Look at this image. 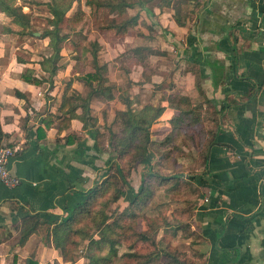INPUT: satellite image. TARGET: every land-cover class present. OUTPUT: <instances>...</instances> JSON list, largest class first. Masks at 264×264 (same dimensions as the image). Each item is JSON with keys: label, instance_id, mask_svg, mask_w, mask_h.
<instances>
[{"label": "crops", "instance_id": "0c3cea01", "mask_svg": "<svg viewBox=\"0 0 264 264\" xmlns=\"http://www.w3.org/2000/svg\"><path fill=\"white\" fill-rule=\"evenodd\" d=\"M24 1L16 0L30 17L24 34L0 12L1 144L13 148L8 167L20 179L14 189L0 183V264H26L27 258L67 264L36 234L22 246L12 243L15 228L32 210L47 220L65 217L66 207L83 200L78 193L104 180L113 157L108 128L115 112L124 111L128 101L152 100L159 90L165 108L151 126L153 144L171 131L169 120L178 115L168 105L171 95L187 97L197 107L201 120L194 130L215 134L207 166L191 183L198 194L189 203L194 214L188 217L189 231L174 237L181 239L180 251L189 262L196 254L200 264H264V0H201L192 23L177 22L174 8L159 10L135 0L126 13L138 16V27L123 36L110 26L119 22L115 14L83 0L85 19L71 30L67 19L74 0L58 26L66 40L52 74L41 66L51 53L48 40L40 39L50 28L49 0ZM101 13L109 20L97 17ZM78 40L90 50L97 45L112 99L93 93L95 83L82 81L91 69L81 71L73 51ZM139 55L147 56L146 67ZM86 57L90 63V54ZM83 108L94 128L84 129L78 119ZM187 171L183 180L189 182ZM131 197L125 192L122 202Z\"/></svg>", "mask_w": 264, "mask_h": 264}, {"label": "trees", "instance_id": "16d2710c", "mask_svg": "<svg viewBox=\"0 0 264 264\" xmlns=\"http://www.w3.org/2000/svg\"><path fill=\"white\" fill-rule=\"evenodd\" d=\"M73 1L49 0L46 3L51 15V18L48 19L50 28L45 29L41 33L40 39L48 40V47L50 48L48 51L51 53L50 57L48 56L41 61V66L42 69H47L50 74L54 72L53 69L59 57L61 44L66 40L65 36H59L58 26L70 11L74 3ZM184 2L197 3L198 7L200 0H157L155 7L159 10L174 8ZM84 3L89 6H95L97 9H107L112 14H115L119 18V22L117 24H110V26L117 29V36H123L131 31L135 32V28L138 27V16L130 18L126 13V9L132 8L136 4L135 0H85ZM0 12L9 17L11 23L22 29L21 34H24L25 28L31 27L29 15L21 11V7L16 5V0H0ZM84 19L85 13L82 11L78 0L67 19V25L71 30H75L83 23ZM175 20L180 22L177 17H175ZM73 51L81 61V71L84 72L88 65L91 69L89 73L81 77L82 81L88 85L95 83L96 87L92 89L93 93L99 92L105 95L104 97L112 99L113 96L108 86V79L105 77L108 73V67L105 64L99 63L97 45L92 43V49L90 50L83 46L81 40H78L74 44ZM87 53L91 56L90 63L87 62ZM138 58L146 67L147 56L139 55ZM79 100L80 98L76 97V101ZM66 101L70 100L67 99ZM163 101L161 100L156 104L147 101L141 103L138 100L128 101L124 111H116L114 119L108 128V142L115 156L106 164L108 169L107 177L100 183L95 182L93 187L87 191L78 193L84 197L83 200L72 208L66 207V216L63 218L57 217L53 220H47L43 219L39 213L33 210L30 211L31 213L29 212L25 215L21 219L20 224L15 228L17 234L11 239V242L22 246L31 235L36 234L43 245H47L49 242L52 243L62 263L71 262L76 247L79 243L86 242L91 251L89 260L91 264L98 261L99 264H109L111 255L98 258L94 251L97 248L108 245L113 254L115 242L109 238V233L114 230V226L117 228L124 227L118 224V222L116 224V221L112 222V225L109 224L110 209L112 206L120 205L125 192H129L132 195L127 203L128 207L137 206L147 195L150 197L153 194L150 189L151 178L160 179L161 184L159 183V186L163 185L164 182H173L174 184L171 186V189L181 191L180 204L185 202L186 206L185 208L181 207L179 216L174 215V223L178 225L175 229L180 230V235L184 236L185 232L189 231L188 217L194 215L189 203L192 202L191 197L195 201L198 194V189H192L191 183L197 177L195 171L207 166L209 149L213 144L215 134L213 130L197 131L193 129L201 119L197 107L193 106L190 99L177 95L169 96L167 99L168 105L175 108L178 111V115L173 116L169 120L171 131L163 138L158 139L157 143L164 147L170 146L175 142L178 134L183 133L198 154L194 161L197 164L196 169H188L186 173L189 182L183 180V173H172L166 176L158 174L154 171V165L148 158L147 153L149 147L154 145L151 140L150 129L152 124L155 123L164 111L165 106L162 103ZM134 103L138 107L133 106ZM82 110L83 114L78 119L83 123L84 129H87V125H90V128H94L95 120L87 114V111L84 112V108ZM95 131V141L100 143V133L97 130ZM1 137L2 131L0 126V147L4 146L13 149L9 145L1 144ZM97 146L100 147V144H97ZM174 148L176 147L172 146L171 151L169 149L160 155L167 159L173 154ZM132 164L141 166L140 183L136 191L129 186L127 181L130 169L133 166ZM203 184L204 182H201V185ZM128 207L124 208L123 213L126 212ZM90 230H95L98 238L88 235ZM151 237H154V235L151 234ZM147 240L148 237L141 234L137 239V243L138 241L146 242ZM154 245H152L153 250ZM166 247L167 249H172V246L168 242L166 243ZM132 258L134 259L132 264H153L155 262H160V264H200L198 263L199 260L196 254L194 261L189 262L185 253L176 251H173L171 255L162 256L160 259L157 257V252L152 250L150 253L144 255L140 253L133 254ZM26 264L38 263L33 258H27ZM50 264L59 263L53 262Z\"/></svg>", "mask_w": 264, "mask_h": 264}, {"label": "rangeland", "instance_id": "374dc122", "mask_svg": "<svg viewBox=\"0 0 264 264\" xmlns=\"http://www.w3.org/2000/svg\"><path fill=\"white\" fill-rule=\"evenodd\" d=\"M143 1L146 5L152 7L155 6L157 0H154L152 2L150 0ZM23 2L25 1L20 0V3ZM200 2L198 3V5L200 4ZM39 5L43 9L45 8V5L41 2L38 4V6ZM196 8H198L197 3L194 2H184L174 7L175 14L178 16V18H180V20L183 19L184 22L188 20L190 23L194 21L193 13L196 12ZM97 17L102 20L105 18L109 20L107 15H105L104 13H101ZM42 23H44V26L46 25L45 21ZM97 27L100 28L101 26ZM38 28L41 29L43 27L39 26ZM81 39L86 40L87 37L81 35ZM161 94V90H159L158 96L156 98H152V100L147 99L145 101H150L152 102V104H156L157 102H160L164 99L165 95L162 94V96H160ZM172 146L176 147L174 148L173 154L167 159L163 158L160 154H162L163 152H167V150L169 149L171 151ZM109 147L112 150L111 146ZM195 153L196 152L193 150V146H191V144L185 143L184 140L182 141L181 135L179 134L176 137L175 142L170 146L164 147L160 146L157 143L150 146L147 156L154 165V171H156L158 174L166 176L172 173H183L188 169H196L197 163H193L192 161L195 156L197 157ZM111 154H113L112 158H114V151H110V155ZM132 165L133 166L130 169L127 181L131 188L137 189L140 183L141 166L136 164ZM151 179L150 189L152 190L153 194L150 197L149 195L145 197L143 196V200H141L137 206L135 205L128 207L127 203L129 200H126V203L121 202L120 205L111 207L109 224L112 225L116 221V224L118 222V224L124 227L117 228L114 226V230L109 233V238H111V240L115 242L114 253L112 254V251H110L108 245H104L102 246V248H97L94 251V253L97 254L96 256H98V258L102 256L108 257L111 255L112 257L109 264H132L134 262L132 255L137 253L144 255L150 253L151 250L156 251L157 257H159L160 259L162 256L171 255L173 251L179 253L182 252L180 251V248H182L181 239L174 238L176 235H180V230L175 229V227H178V225L174 223V215L179 216L181 210V204L179 200L181 191L171 189V186L174 184L173 182H164L163 185L159 186V183L161 184L160 179ZM126 207L128 208L126 212L123 213V210ZM141 234L147 236L148 240L146 242L138 241L137 243V239ZM151 234L154 235V237H151ZM88 235L94 236V238H98V234L95 230H90L88 232ZM176 241H178V243H176ZM167 242L172 246V249H167ZM152 245H154V250L152 249ZM90 256L91 251L89 250L87 243L81 242L76 247V250L72 257V261L67 262V264H91L89 262ZM98 262L94 264H99ZM158 263L160 264V262Z\"/></svg>", "mask_w": 264, "mask_h": 264}, {"label": "built area", "instance_id": "2783aa9c", "mask_svg": "<svg viewBox=\"0 0 264 264\" xmlns=\"http://www.w3.org/2000/svg\"><path fill=\"white\" fill-rule=\"evenodd\" d=\"M13 156V149L0 147V183L7 189H14L20 185V179L8 167V163Z\"/></svg>", "mask_w": 264, "mask_h": 264}]
</instances>
